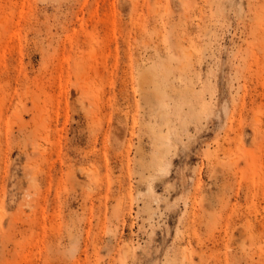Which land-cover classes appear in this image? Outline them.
<instances>
[{
    "label": "rangeland",
    "instance_id": "obj_1",
    "mask_svg": "<svg viewBox=\"0 0 264 264\" xmlns=\"http://www.w3.org/2000/svg\"><path fill=\"white\" fill-rule=\"evenodd\" d=\"M0 264H264V0H0Z\"/></svg>",
    "mask_w": 264,
    "mask_h": 264
}]
</instances>
